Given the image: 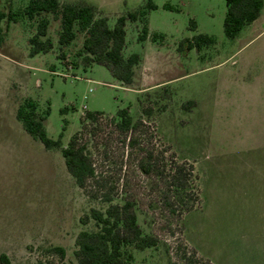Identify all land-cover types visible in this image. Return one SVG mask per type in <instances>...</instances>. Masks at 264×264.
<instances>
[{
	"label": "rangeland",
	"instance_id": "rangeland-1",
	"mask_svg": "<svg viewBox=\"0 0 264 264\" xmlns=\"http://www.w3.org/2000/svg\"><path fill=\"white\" fill-rule=\"evenodd\" d=\"M146 1L60 0L93 6L96 18L105 17L109 27ZM152 2L156 8L146 15L144 41L138 39L143 22L125 25L123 55L140 57L130 88L105 67L84 65L77 55L83 34L60 46V24L51 14L32 21L18 14L16 22L1 21L0 255L10 264H57L59 258L45 252L50 247L63 248L64 263L76 264L77 234L97 229L93 221L83 225L80 218L107 206L75 184L60 150H46L23 130L15 115L26 98L36 102L40 115L49 108L47 135L56 140L62 134L63 147L86 112L104 114L84 139L102 179L95 194L111 190L113 203L132 202L143 232L158 240L156 248L132 249V264H264V200L245 210L241 196L229 195L224 182L214 181L209 166L219 157L208 146L264 128V4L254 23L228 39L225 0ZM27 3L0 0V11L21 13ZM42 17L49 19L47 38L53 47L30 57L28 41ZM198 35L214 43L198 50L190 44ZM122 108L147 125L139 147H126L108 121ZM239 116L243 122L231 130L228 121L234 124L232 118ZM150 152L154 167L145 174L139 163ZM182 162L187 171L191 165L193 174L187 188L175 191L168 184L170 173ZM200 182L209 185L208 191L203 193Z\"/></svg>",
	"mask_w": 264,
	"mask_h": 264
},
{
	"label": "trees",
	"instance_id": "trees-1",
	"mask_svg": "<svg viewBox=\"0 0 264 264\" xmlns=\"http://www.w3.org/2000/svg\"><path fill=\"white\" fill-rule=\"evenodd\" d=\"M263 4L264 0H225L224 35L228 39H235L245 26L251 25L258 19ZM155 8L152 0H147L140 9L125 16H119L114 26L109 27L105 17L96 18L95 10L89 4L62 3L60 0H28L21 13L8 11L5 14L0 11V23L4 19L16 22L15 17L18 14L30 21L42 14H51L60 24L58 36L60 46L70 45L75 40L77 33L83 34L84 40L77 55L82 57L84 65L103 66L122 87L130 88L135 83V67L140 62V57L137 54H131L125 58L123 55L125 25L127 22H143L138 39L144 41L148 35L146 15ZM164 8L170 9V6L165 4ZM48 26L49 19L47 17L38 20L36 32L28 41L30 57L46 54L52 49V41L47 38ZM156 37L158 35L152 36L153 39ZM159 37L161 38V36ZM213 43L212 37L198 35L190 44L199 50L200 47ZM37 108L36 102L29 98L24 99L18 106L15 117L21 123L23 130L33 139L38 140L46 150H60L65 169L74 179L75 184L85 194L93 198H100L107 204L103 211L90 209L88 214L80 218L83 225L93 221L97 229L80 231L77 234L74 251L76 264H132L134 260L132 249L144 251L148 248H156L157 238L143 232L132 202L123 200L121 204L113 203L111 190L103 191L100 196L95 194V191H101L100 188L103 187L100 181L102 179L96 175L94 163L84 139L87 136L88 127L96 125L104 114L86 112L80 119V129L70 138L67 146L63 147L62 134L56 140L50 139L47 135L44 122L49 116V108L42 115L38 113ZM108 121L123 137L126 147L133 149L140 146V139L146 133L147 125L142 120L134 121L129 113V108L118 109L114 117L108 118ZM173 155L174 153L171 154V157ZM153 159V153L150 152L140 160L139 168L143 173L149 174L152 171ZM186 166L185 162L175 164L170 173L168 184L175 191L188 187L193 169L190 165V169L187 171ZM89 188H94V192ZM186 208L187 211H191L193 206L190 205ZM45 252L57 256L59 258L57 264H66L64 263L65 250L63 248L50 247ZM0 264H10L5 254L0 255Z\"/></svg>",
	"mask_w": 264,
	"mask_h": 264
},
{
	"label": "crops",
	"instance_id": "crops-1",
	"mask_svg": "<svg viewBox=\"0 0 264 264\" xmlns=\"http://www.w3.org/2000/svg\"><path fill=\"white\" fill-rule=\"evenodd\" d=\"M242 118L241 116L238 119L232 118L237 120L234 124L230 122V118L228 127L231 130L234 129L238 121L239 125H241L243 122ZM261 129L259 126V128L251 129L249 132L245 130V135L241 136L240 139L234 135L235 138H230L231 141L224 140L220 145L208 144L209 150H212L213 157H219L216 159L217 161L215 160V163L211 162L209 166V168L214 167L209 169H213L214 181L224 182L226 184L225 189L229 192V195L241 196V207L245 206V210L252 204L257 206L258 199L264 200V128ZM233 133H235V130H233ZM228 134L229 132L225 135ZM237 154H241V157L235 158L234 156ZM243 155H247V157ZM195 165L198 166L197 163ZM226 169H229V171ZM226 173H237V175L228 174L224 176ZM209 178L212 180V187L210 186V188L215 191L212 174ZM208 186L201 185L200 182V189L203 190V193L208 191Z\"/></svg>",
	"mask_w": 264,
	"mask_h": 264
}]
</instances>
